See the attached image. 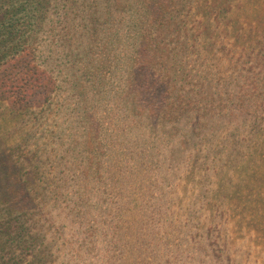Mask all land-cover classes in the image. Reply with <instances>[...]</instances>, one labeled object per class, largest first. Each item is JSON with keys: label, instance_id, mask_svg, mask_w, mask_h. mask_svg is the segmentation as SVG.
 Listing matches in <instances>:
<instances>
[{"label": "rangeland", "instance_id": "1", "mask_svg": "<svg viewBox=\"0 0 264 264\" xmlns=\"http://www.w3.org/2000/svg\"><path fill=\"white\" fill-rule=\"evenodd\" d=\"M50 13L56 21L53 36L43 28L30 41L34 40L36 61L55 77L56 90L48 103L32 108L23 120L12 121L15 116H7L0 104V153L8 148L9 155L19 145L13 158L21 156V168L38 163L48 171L45 177L60 186V194H51L45 204L44 216L37 217L36 228H43L46 240L53 243L45 264H264V122L250 117L241 133L233 130L237 123L224 125L210 147L211 159L188 178L195 165L191 157L201 163L205 147L191 150L196 131H186L187 124L181 130L171 119L155 118L148 143L160 144V151L138 169L142 175L136 174L134 149H124L111 135L116 126L109 113L96 119L101 122L100 139L77 122L73 109L83 81L76 74L83 63L63 59L60 21L53 6ZM198 18V12L190 16L189 26ZM212 39L213 49L201 40L197 51L184 58L190 73L219 77L221 82L212 85L215 92L232 94L239 89L252 98L263 95L264 87L255 85L256 76L263 77L261 63L252 61L251 53L239 56L243 40L231 44L236 42L231 36ZM232 49L236 58H228ZM51 50L53 57H46ZM246 76V81H237ZM3 113L9 119L7 128ZM22 122L23 135L15 130ZM80 144L93 154L78 151ZM162 189L175 190L180 201L168 206L161 219L154 208ZM139 208H145L146 215H139ZM169 209L177 212L175 218ZM28 254L23 264L31 261V251Z\"/></svg>", "mask_w": 264, "mask_h": 264}, {"label": "trees", "instance_id": "2", "mask_svg": "<svg viewBox=\"0 0 264 264\" xmlns=\"http://www.w3.org/2000/svg\"><path fill=\"white\" fill-rule=\"evenodd\" d=\"M52 6L60 21L63 59L83 63L76 74L83 81L73 109L79 115L77 122L100 139L101 122L96 119L109 113L117 129L114 134L113 127L111 135L124 149H134L136 174L142 175L138 169L160 151V144L148 143L155 118L171 119L181 130L187 124L186 131H196L191 150L197 145L205 147L201 163L197 156L195 162L191 157L195 165L188 178L211 159L210 147L219 130L226 129L224 125L237 123L233 130L241 133L250 117L264 122V94L252 98L239 89L232 94L215 92L212 85L221 79L207 72L191 74L184 60L197 51L201 40L211 49L217 35L234 37L236 42L231 44L243 40L239 56L251 53L252 61L261 63L263 77L258 74L255 85L264 87V0H0V104L7 116H15L12 121L23 120L32 108L48 103L56 90L55 77L36 61L34 40L30 41L43 28L53 36ZM195 12L199 18L190 27ZM235 53L232 49L228 58ZM53 55L51 50L46 57ZM223 96L230 100L225 102ZM3 116L7 128L9 119ZM22 124L15 126L21 135ZM80 146L78 151H88ZM145 147L149 150L144 151ZM20 148H9V155L8 148L0 153V264H23L30 251L29 264H45L53 243L46 240L43 228H36L37 217L44 216L45 204L51 194H60V186L45 177L48 171L38 163L34 168H21V156L13 158V150ZM88 153V157L93 154ZM229 161L235 166L231 157ZM61 177L64 181V173ZM205 196L213 194L205 192ZM179 201L175 190L162 189L154 214L167 216L164 210ZM140 208L139 215H146V209ZM168 214L177 216L172 209Z\"/></svg>", "mask_w": 264, "mask_h": 264}]
</instances>
